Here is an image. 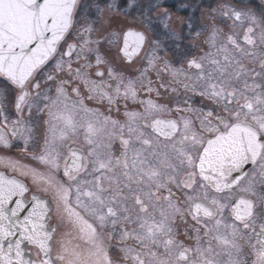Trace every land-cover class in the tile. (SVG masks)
I'll return each mask as SVG.
<instances>
[{
	"label": "snow or ice",
	"instance_id": "1",
	"mask_svg": "<svg viewBox=\"0 0 264 264\" xmlns=\"http://www.w3.org/2000/svg\"><path fill=\"white\" fill-rule=\"evenodd\" d=\"M204 7L0 0V264H264V0Z\"/></svg>",
	"mask_w": 264,
	"mask_h": 264
},
{
	"label": "flooded vegetation",
	"instance_id": "2",
	"mask_svg": "<svg viewBox=\"0 0 264 264\" xmlns=\"http://www.w3.org/2000/svg\"><path fill=\"white\" fill-rule=\"evenodd\" d=\"M196 2L199 3L200 0H196ZM217 2H218V0H203V3H204V5H205V7H204L203 9H201V11H206L208 5H212V6L214 7L215 4H216ZM257 2H258V0H257ZM168 4H169V6H170V5H174L175 2H171V3H168ZM184 15H185V18H186V17L189 15V13H185V12H184ZM199 15H200V14L197 13V16H199ZM173 28H174V27H173ZM176 29L179 30L178 27H177ZM190 42H191V41H185V43H190ZM2 154H3V153H0V155H2ZM12 155H13L15 158L21 159V162H22V163H29V161H27L26 159H23V154L20 153L18 149L15 150V151L12 153ZM9 174H11V173H9ZM30 186H31V185H30ZM32 190L35 191L34 188H33Z\"/></svg>",
	"mask_w": 264,
	"mask_h": 264
},
{
	"label": "rangeland",
	"instance_id": "3",
	"mask_svg": "<svg viewBox=\"0 0 264 264\" xmlns=\"http://www.w3.org/2000/svg\"><path fill=\"white\" fill-rule=\"evenodd\" d=\"M171 2H175L174 5H170L169 6V10L172 12L173 14V23H172V27L177 28L178 27V20L179 19H184L185 15L184 12H178L177 9L179 8L180 2L181 0H168V3ZM159 11H163V8H161Z\"/></svg>",
	"mask_w": 264,
	"mask_h": 264
}]
</instances>
